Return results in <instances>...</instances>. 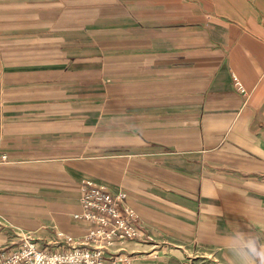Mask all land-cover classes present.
Masks as SVG:
<instances>
[{
    "label": "crops",
    "instance_id": "crops-1",
    "mask_svg": "<svg viewBox=\"0 0 264 264\" xmlns=\"http://www.w3.org/2000/svg\"><path fill=\"white\" fill-rule=\"evenodd\" d=\"M0 119V255L81 246L92 181L142 221L108 260L228 264L264 237V0H0Z\"/></svg>",
    "mask_w": 264,
    "mask_h": 264
},
{
    "label": "built area",
    "instance_id": "built-area-1",
    "mask_svg": "<svg viewBox=\"0 0 264 264\" xmlns=\"http://www.w3.org/2000/svg\"><path fill=\"white\" fill-rule=\"evenodd\" d=\"M236 86L243 91L238 81ZM2 123L0 119V147ZM9 161L8 155L0 152V164ZM124 191L113 192L104 185L86 181L81 187L83 212L75 218L88 223V231L81 246L74 245L67 251L55 253L40 248L39 239L31 232H15L19 248L0 255V264H131V258L116 254L106 258V251L117 242L130 240L140 235V220L137 212L127 204ZM69 242L74 238L66 236ZM157 252H154L156 255Z\"/></svg>",
    "mask_w": 264,
    "mask_h": 264
},
{
    "label": "clouds",
    "instance_id": "clouds-1",
    "mask_svg": "<svg viewBox=\"0 0 264 264\" xmlns=\"http://www.w3.org/2000/svg\"><path fill=\"white\" fill-rule=\"evenodd\" d=\"M248 202L253 201L249 199ZM220 242L228 256V264H264V237L237 227L226 231Z\"/></svg>",
    "mask_w": 264,
    "mask_h": 264
}]
</instances>
